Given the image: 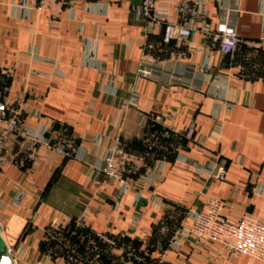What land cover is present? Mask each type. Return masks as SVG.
Listing matches in <instances>:
<instances>
[{
	"label": "crops",
	"instance_id": "0c3cea01",
	"mask_svg": "<svg viewBox=\"0 0 264 264\" xmlns=\"http://www.w3.org/2000/svg\"><path fill=\"white\" fill-rule=\"evenodd\" d=\"M207 1L215 25L218 7L227 0ZM138 2L64 0L37 11L34 0H0V75L9 76L12 96L25 95V122L41 129L69 125L85 137L76 157L42 147L30 167L0 170V227L6 228L2 236L15 264H61L42 253L45 229L55 217L83 216L95 229L123 233L138 246L150 236L155 255L160 244L154 234L162 220L177 208L200 209L210 195L228 201L226 215L248 211L264 220V79L231 73L217 50L211 56L215 67L201 92L185 83L139 76L145 30L134 14ZM238 2L241 34L251 39L264 35V0ZM203 40L198 32L179 42L184 51L179 59H204ZM32 52L49 62L32 60ZM55 69L58 74L50 76ZM217 76L229 77L227 86L217 83ZM135 92L137 101L126 106ZM150 112L161 117L160 125H194L196 138L184 142L182 158H168L152 185H146L150 170L142 167L132 174L139 188L124 191L122 182L93 164H99L106 146L120 134L122 147L137 162L143 151L141 117ZM220 121L223 133L218 141L209 135ZM217 154L227 168L226 181L206 180L195 170L198 165L214 167ZM135 217L141 218L138 224ZM166 262L264 264L195 236L184 240L180 249H171Z\"/></svg>",
	"mask_w": 264,
	"mask_h": 264
},
{
	"label": "built area",
	"instance_id": "2783aa9c",
	"mask_svg": "<svg viewBox=\"0 0 264 264\" xmlns=\"http://www.w3.org/2000/svg\"><path fill=\"white\" fill-rule=\"evenodd\" d=\"M34 1V8L42 11L64 0ZM207 3V0H139L134 14L143 22L145 30L137 68L139 76L168 84L185 83L201 92L203 81L215 67L211 56L217 50L226 57L231 73L237 72L241 79H264V35L251 39L241 34L238 0H227L218 7L219 20L215 25L207 13ZM198 32L204 36L200 49L206 57L200 62L181 61L179 57L184 51L179 42L193 39ZM155 34L158 39L152 38ZM31 59L49 62L36 52L31 53ZM54 73L58 74L57 69L49 75ZM215 79L226 86L229 83V77L217 76ZM8 84L9 76L0 75V170L10 166L30 167L38 159L42 147L62 156L76 157L85 137L76 135L69 125L51 129L28 125L24 117L25 95L12 96ZM135 94L125 101L126 106L137 101ZM160 122L161 117L156 113L142 115L143 151L137 162L122 147L120 134L106 146L99 164H93V167L122 182L124 191L137 186L132 174L143 167L151 172L146 185H152L168 158L172 155L182 158L185 143L196 138L194 125L177 129L160 125ZM222 133L220 121L209 136L221 141ZM195 170L206 180H227V168L221 162L220 154L216 156L214 167L198 165ZM139 190L141 192L142 188ZM228 205L226 199L210 195L200 209L173 210L154 234L160 244L158 255L152 250L154 243L150 236L143 238V244L138 246L123 233L95 229L83 216L72 220L55 217L45 229L42 253L47 260L58 259L61 264H168L167 253L174 248L180 249L184 240L195 236L220 242L235 254H247L264 262V220L248 211L241 215H226L224 209ZM140 219L135 217L134 223L138 224ZM5 229L0 227L1 235ZM8 251L10 253L9 248Z\"/></svg>",
	"mask_w": 264,
	"mask_h": 264
},
{
	"label": "water",
	"instance_id": "95a60500",
	"mask_svg": "<svg viewBox=\"0 0 264 264\" xmlns=\"http://www.w3.org/2000/svg\"><path fill=\"white\" fill-rule=\"evenodd\" d=\"M0 264H15L14 260L10 256L8 246L0 234Z\"/></svg>",
	"mask_w": 264,
	"mask_h": 264
}]
</instances>
